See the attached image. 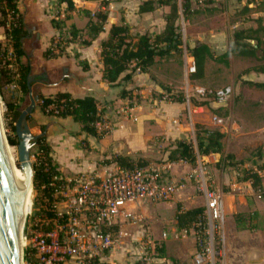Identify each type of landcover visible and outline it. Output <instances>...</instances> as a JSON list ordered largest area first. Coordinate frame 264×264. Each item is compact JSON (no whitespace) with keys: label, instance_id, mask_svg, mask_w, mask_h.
Returning a JSON list of instances; mask_svg holds the SVG:
<instances>
[{"label":"rangeland","instance_id":"374dc122","mask_svg":"<svg viewBox=\"0 0 264 264\" xmlns=\"http://www.w3.org/2000/svg\"><path fill=\"white\" fill-rule=\"evenodd\" d=\"M141 2L143 3L144 1L141 0ZM194 3V10L197 14L190 16L189 20H186L181 15L178 22L179 33L184 43L183 54L171 57L172 63L177 65V68L169 73L168 70L162 71L168 77L174 76V74L179 73L181 68H185L186 54L190 56L187 53V48L191 44L192 38L195 39L196 37L200 41L203 39L205 44L211 42L212 46L210 47L214 46L215 56L221 57L230 53L236 32L250 28L256 29L258 20L264 22L262 0H255L249 6L248 12L244 10L246 1L240 3L236 0H196ZM128 5L136 8L137 2L128 0ZM19 8L25 21L26 19L29 21V11L32 12V15H35V20L43 18L47 21L53 19L61 21L62 9L59 0H20ZM161 9L164 10V8L156 10L158 17L152 21L154 25L161 23L165 17V14L160 11ZM146 21L151 22L148 19ZM11 22V18L3 19L0 15V68L4 70L0 101L5 135L7 139L11 137L16 140L11 127H15L17 121L13 120L11 107L18 109L21 114L29 105V94H25L22 91L19 83L20 64L15 56L12 42L7 36L8 31L11 30ZM133 22L135 27L137 26L133 32L134 36L141 29L139 24H137V19ZM26 30L31 33L29 34V39L24 41V46L28 41L31 42L30 45L33 48L38 29L28 26ZM141 32L144 33L143 31ZM135 36H139V34ZM53 39H55V45L59 44L61 47H66L68 42V36L63 30L59 38L56 36ZM251 44L254 45L255 43L251 42ZM50 48L49 46L48 49ZM52 53L58 55V50L54 48ZM259 57L261 58L260 53ZM169 60H166L165 63H169ZM22 62L26 63L25 59ZM165 63L160 61V66ZM262 66H264V61L262 60L240 58L233 53L228 54L227 57L219 62L208 61L205 68V76L202 80L195 81L192 79L191 83L189 82L188 84L186 80L181 79L172 87L166 86L164 88V92L170 91V94L168 92L164 94L150 92V101L148 102L151 105L148 104L141 108L138 105L136 113H132L133 117L138 118L137 121L134 122L132 116H128L129 123L136 124L140 123L142 114L150 116L146 119L147 121H150V119L154 121V126L148 128L147 125L150 132L148 134L149 137H160L158 135L169 130V128L174 130L172 125L175 122L184 120V122L180 123V125L184 123V126L177 131L182 136L180 137L181 140H176L166 146V148H162L160 153H156L154 157H150L155 159L151 161V164H159L161 166L168 165V163L163 162L161 156L165 154L169 156L168 151L175 150L176 142H186L192 145L198 153L197 126H200V133H204V131H219L225 135L223 150L220 155L199 157L196 166L169 163L171 166L168 167H171L170 174L179 182L176 196H181V199L192 197L193 200H196L192 204L193 206L197 208L205 206V195L202 190L205 181L209 189L220 196L224 207V218L218 234L224 240L222 250L226 264H264V92L245 83L246 80L252 79L255 81L257 78L260 79V77L256 78L255 73L249 72ZM149 74L150 79H155V76L150 71ZM256 75L259 76V74ZM145 79L147 81V78ZM226 87L232 88L233 95L227 102L222 104H216L211 97H202L196 91V88L215 91ZM33 93L35 95L40 94L39 90L34 89V87ZM179 96L188 97L190 104L188 102L183 104L175 103ZM192 101L193 104L197 103L198 106L194 107ZM201 103H207V106H199ZM196 108H203V111L196 112ZM29 118L27 125L28 127H33L34 123ZM215 118L221 120V122L216 121ZM10 146L13 148L16 157H18V146ZM35 149L36 147L32 150V154L35 153ZM230 155L234 157V162L227 159V156ZM139 160L137 159L135 164H138ZM32 163L33 165L36 163L34 155H32ZM255 173L262 179V198L259 196L260 191L254 190L252 183L245 180L248 174ZM201 177L203 180H201ZM33 199L34 206L25 221L22 233V264H37L36 237L43 234L44 228L51 227L60 234L57 225L47 226L49 222L43 220V211L47 210L45 206L47 201L43 199L41 194H37L35 190L33 191ZM180 206L182 211H184L183 206ZM173 214L171 207L168 206L162 208L161 217L158 219L152 213H148V211H143L140 215L144 217V222L146 221L148 227L155 229L159 237L156 235L155 238L153 237L154 239H160L162 234L166 233L168 234V243L171 242L170 244L174 245L175 243H180L179 241L183 236H179V239H176L170 233L171 229L175 228ZM256 214L257 217L253 223V225H256V229L237 230L235 223L237 216L244 215L249 217ZM186 239L188 238H185V241ZM144 241L147 242L148 238H145ZM157 243L156 247L158 250L156 252L159 255V251L164 247V244L158 241ZM146 249L153 260L151 264H155L154 258L156 256L153 255L152 249ZM27 250L29 255H26Z\"/></svg>","mask_w":264,"mask_h":264},{"label":"crops","instance_id":"0c3cea01","mask_svg":"<svg viewBox=\"0 0 264 264\" xmlns=\"http://www.w3.org/2000/svg\"><path fill=\"white\" fill-rule=\"evenodd\" d=\"M72 1L77 9L76 12L69 13L66 5H61L62 15L60 19L64 20L66 15L71 16V20L66 22L63 29L68 36V40L71 39L70 28L72 26L82 31V35L86 33L88 19L80 11L85 10L95 14L100 11L102 0H94L92 2L83 0ZM131 1L137 2L136 8L128 5V0H122L120 3L110 5L104 33L99 36L91 47L82 46L79 42L70 43L63 56L53 60H46L44 53L48 50L51 40L56 36L59 38L61 32L52 28L51 21L43 18L35 20L36 17L34 14L32 15L31 11L28 12L29 21L27 19L26 21L24 20L26 28L30 26L38 29L34 47L32 48L31 42L28 41L24 46L27 55L25 61L26 63L29 62L31 67L29 86L32 87V90L34 87L46 98L53 97L58 93H68L76 99L93 97L97 101L98 110L103 120L97 124V129L99 133L109 131L106 136L97 139L84 133L82 125L76 123L72 117L58 118L47 116L42 113L39 105L36 106L34 113L30 116L31 119L29 118L34 123L33 127H29L30 131L33 136L44 135L46 137L47 143L54 153V159L58 165L61 179L64 181H71L80 175L106 177L116 171L118 166L115 163L109 165L104 163L111 161L116 156L126 157L132 161L137 159L153 161L155 159L150 157H154L156 153H160L162 148H166V146L176 140H181L180 137L182 136L177 131L184 126V123L183 125L181 124L182 126L180 125L184 120L175 122L172 125L174 130L169 128V130L158 135L160 137H149L148 128L154 126V121H151V119L147 121L146 119L150 116L142 114L139 124L129 123L128 116L136 113L138 105L140 108L148 104L151 105L148 102L150 101V92L164 94L167 93L164 92L166 86L172 87L181 79L187 81L185 68H181L179 73L174 74V76L168 77L162 71L168 70L169 73L171 70H175L177 65L173 64V60L170 59L169 63L162 61L165 64L160 66V61L157 60V64L150 69L156 80L150 79V74L136 72L131 82H123L117 87H111L102 81L104 68L101 59V42L108 39L111 27L118 25L122 16L132 35L137 27H135L133 21L135 19L138 20L137 24H139L141 31L144 33L140 31L134 36L137 34L159 35L165 29L164 19L158 25H154V22H152L158 17L157 11L151 14L139 15L141 0ZM160 11L165 15L169 12L167 8ZM147 19L151 22H147ZM30 33L29 31L27 39H29ZM201 40L196 37L195 39L192 38L189 46L204 44V40ZM206 44L212 46L211 42ZM212 50H214V46ZM254 75L256 78L260 77V79H256L257 82H264V74ZM145 78H147V81ZM124 90L131 93L130 98H121V93ZM178 106L182 107L181 105ZM130 110H132L131 113ZM42 127H45L44 133L41 131ZM161 157L163 162L168 163L167 154ZM180 197L175 195L173 202L165 204L142 202L135 207H129L120 216L119 225L116 227V230L120 231V235L117 236V244L102 255L100 258L101 264H141L142 260H148L151 264L153 260L150 258L146 248H151L153 255L156 256L154 258L155 264H192L193 256L196 252L194 230L178 231L175 214L178 204L183 206L184 211L196 209L197 207L192 205L196 200H193L192 197L183 199ZM168 206L171 207L174 213L172 217H174L173 224L175 225V228L173 227L170 233L176 239H179V236H183L179 241L180 243H175L174 245L170 244L171 242L168 243V234L166 233H163L160 239H154L157 235L155 229L148 227L146 221L144 222V217L140 215L143 211H148V213H152L158 219L161 217L162 208ZM134 218L142 219L141 223L135 222ZM164 235H166V239L163 238ZM145 238H148L147 242L144 241ZM185 238L188 239L185 241ZM157 241L164 244L162 248L164 256L161 253L158 255L156 252L158 250L156 247Z\"/></svg>","mask_w":264,"mask_h":264},{"label":"trees","instance_id":"16d2710c","mask_svg":"<svg viewBox=\"0 0 264 264\" xmlns=\"http://www.w3.org/2000/svg\"><path fill=\"white\" fill-rule=\"evenodd\" d=\"M20 0H0V15L3 19L11 18L10 31L7 36L12 42L15 56L20 64V85L23 93L29 94V74L31 72L30 63H22L27 55L24 50V41L28 38V31L24 22V17L19 9ZM85 2H92L94 0H83ZM122 0H103L101 2V9L95 14L89 11L81 10L80 13L88 19L86 33L76 29L74 26L70 28V37L66 47H61L59 44L55 45V39L51 40L50 49L44 53L46 60H53L65 53L67 46L73 42H79L82 46L91 47L92 44L104 33V26L108 21V9L113 3H120ZM194 1L196 0H146L139 6V15L154 13L159 8H167L168 14L164 17L165 29L159 35L150 36L149 34L133 36L130 28L127 25L123 16L118 25H113L109 32L107 40L101 42V59L103 65L102 81L109 84L111 87L120 86L121 83H128L132 81L133 75L136 72L141 74H149L151 68L157 64V60L166 61L171 59L174 55L183 54L184 43L179 33L178 22L181 15L186 20L189 17L197 14L194 10ZM238 2L246 1L245 12L249 11V6L255 0H236ZM60 5H66L69 13L76 12L77 9L72 0H59ZM264 6V0H262ZM264 12V9H263ZM71 20V16L66 15L64 20H51L53 29L62 32L67 21ZM251 42L255 44L252 45ZM58 50V55L53 54V49ZM189 55L194 59L196 64V74L190 79L199 81L205 76V68L208 61L219 62L223 60L228 54H237L240 58L245 59H259L264 61V22L257 21V28L244 29L234 34V42L231 46L230 53L221 57H216L214 51L208 44H200L198 46L187 48ZM261 54V58L259 57ZM85 69V68H84ZM249 73L264 74V66L252 69ZM4 70L0 68V92L3 83ZM123 76V77H122ZM255 78V77H254ZM251 79V77H250ZM250 87L264 92V82H257L256 80H246ZM31 85V84H30ZM170 94V91H167ZM39 107L43 114L47 116H55L58 118L72 117L76 123L82 125V131L97 139H101L108 134V132L99 133L97 124L101 123L102 116L99 113L97 101L93 97H85L76 99L68 93H58L53 97L46 98L41 94L36 95ZM131 93L122 91L121 98H130ZM186 102L184 96H179L175 103L183 104ZM196 103V102H195ZM193 104V101H192ZM194 107L198 104H193ZM199 106H207V103H201ZM13 120L15 122L20 116L18 109L12 108ZM16 140L9 138V143L12 146H18V137H16V126L11 127ZM198 153L194 147L186 142H176L174 151H168L169 156L167 162L170 164L186 163L190 166H196L199 157H208L211 155L221 154L223 150V140L225 135L219 131H204L199 132L200 126L196 127ZM42 133L45 132V127L41 128ZM36 157L34 164V190L37 194H41L43 199L47 201L44 210V219L49 221L47 226L55 225L54 222L61 223L58 220L57 213L54 210V205L58 201L55 198L56 191L65 184L62 180L54 181V178H60L61 174L58 171V165L54 159V153L47 143L44 135L40 136L36 142L35 153ZM229 161L234 162L232 155L227 156ZM115 163L119 168L132 169L136 165L147 166L151 164L150 160L140 159L138 164L129 158L116 156L111 161L104 163L106 165ZM233 164V163H232ZM264 168V166H263ZM252 183V188L261 192L262 179L255 174H248L245 179ZM205 211L204 207L196 208L189 211H182L180 205L177 206L175 220L177 229L180 231L192 229L198 221L201 220ZM257 214L246 217L239 215L235 218V223L238 231H247L256 229L253 225ZM53 230L51 227L44 228L43 233H49ZM164 256V251H159ZM26 255H29L28 250Z\"/></svg>","mask_w":264,"mask_h":264},{"label":"built area","instance_id":"2783aa9c","mask_svg":"<svg viewBox=\"0 0 264 264\" xmlns=\"http://www.w3.org/2000/svg\"><path fill=\"white\" fill-rule=\"evenodd\" d=\"M185 70L189 84L190 78L196 74V64L188 54ZM196 91L202 97H211L216 104L227 102L233 95L231 87L215 91L196 88ZM186 102L190 104L188 97ZM195 111L202 112L203 108ZM132 118L137 121V118ZM215 120L221 122L217 118ZM168 166L171 165H136L129 170L118 167L106 177L80 175L71 181L54 178V181L63 180L65 183L55 193L58 201L54 210L61 223H54L60 234L52 230L36 237L37 264H101L102 255L117 244L120 231L116 227L120 216L129 207L142 202L165 204L174 200L179 182L170 174L171 167ZM202 190L205 211L192 228L196 243L193 264H226L222 250L224 240L218 234L224 218L223 203L220 196L209 189L206 181ZM262 195L259 192L260 198ZM141 221L140 218L135 219V222ZM163 238L166 239V235ZM141 264L150 262L142 260Z\"/></svg>","mask_w":264,"mask_h":264},{"label":"water","instance_id":"95a60500","mask_svg":"<svg viewBox=\"0 0 264 264\" xmlns=\"http://www.w3.org/2000/svg\"><path fill=\"white\" fill-rule=\"evenodd\" d=\"M38 99L29 86V105L20 114L16 123V136L19 139L18 157L21 169L26 177V185L21 192L12 173L7 158L5 144H9L5 135L3 121L0 120V264H22L21 221L28 191H34V165L32 150L40 136H33L27 125L28 118L34 113ZM11 147V146H10ZM26 221V220H25Z\"/></svg>","mask_w":264,"mask_h":264},{"label":"bare ground","instance_id":"6f19581e","mask_svg":"<svg viewBox=\"0 0 264 264\" xmlns=\"http://www.w3.org/2000/svg\"><path fill=\"white\" fill-rule=\"evenodd\" d=\"M2 119V106H1V101H0V120ZM5 150H6V154H7V158L9 161V165L10 168L12 170V173L18 183V186L21 190V192H23V189H25V185H26V177L21 169L20 166V162H19V157H16L14 150L12 147H10L8 144H5ZM18 160V163H17ZM33 203H34V199H33V190L30 189L28 191V195L26 198V205H25V210H24V218L21 221V246L20 248L22 249V233H23V229H24V225H25V220L27 219L28 215L32 212L33 209ZM23 250V249H22Z\"/></svg>","mask_w":264,"mask_h":264}]
</instances>
